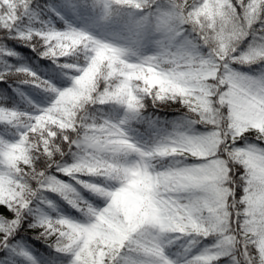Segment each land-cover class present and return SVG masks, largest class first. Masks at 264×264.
I'll return each instance as SVG.
<instances>
[{
	"label": "snow or ice",
	"instance_id": "1",
	"mask_svg": "<svg viewBox=\"0 0 264 264\" xmlns=\"http://www.w3.org/2000/svg\"><path fill=\"white\" fill-rule=\"evenodd\" d=\"M63 7L65 15L91 13L112 38L75 26L59 11L62 29L51 20L24 26L36 11L33 0H0V33L63 61L58 67L70 80L58 87L28 67L0 71V81L16 76L52 97L32 113L0 106V124L16 129L14 140L0 136V250L12 243L33 200L51 192L85 219L41 215L28 228L34 239L69 254L70 264H175L164 243L172 234L191 237L189 243L216 240L184 264H217L225 256L231 264H264V147L247 144L254 137L264 145V0H65ZM250 35L254 40L239 52ZM234 64H260L261 71L250 75ZM148 101L179 103L190 124L209 131L197 134L182 121L161 129L145 115ZM104 105L123 115H89ZM134 121L157 129L154 143L130 136ZM62 145L73 153L71 163L62 162ZM165 159L172 166L157 167Z\"/></svg>",
	"mask_w": 264,
	"mask_h": 264
},
{
	"label": "trees",
	"instance_id": "2",
	"mask_svg": "<svg viewBox=\"0 0 264 264\" xmlns=\"http://www.w3.org/2000/svg\"><path fill=\"white\" fill-rule=\"evenodd\" d=\"M51 2L61 5L65 4V0H33V8L36 9V11L33 12V15L43 17L41 11H43V9ZM37 5H39L38 9ZM75 18L77 20L84 21L95 20V18L89 12H82L79 17L75 16ZM73 24L77 26L76 22H74ZM22 25L32 26L33 28H35L38 26V23L31 20L29 17L22 22ZM256 27H259V25H256ZM107 29L113 31L112 29ZM11 35L14 37L15 33H12ZM253 40L254 36L250 35L244 41H242L239 46L240 52L245 51L250 46ZM7 51H11L13 55H5V52ZM62 62L63 61H60L58 63ZM58 63H53L50 59H45L38 56L36 52H34L31 48L26 47L23 43L18 42L17 39H10L9 35L0 33V71L12 70L16 67L22 66L28 67L30 70L35 71L39 76H41L42 79L50 80L58 87H67L70 84V80H68L67 76L65 75L66 70H61V68L58 67ZM252 67L257 68L258 71H261L260 64H253ZM17 80L18 77L13 76L7 81H0V106L15 108L17 110H21L23 108V104L18 100L15 94V90L19 85ZM37 89L44 100L49 104L52 97L48 93L44 92L43 89ZM147 103L148 106L145 115L152 116L154 119H158L161 125L170 130L173 122L182 121L186 128H189L196 133H207L209 131V128L205 127L203 124H190V118L184 116L186 110L179 103L162 105L160 107L152 106L150 101H148ZM97 107H100L102 109V112L97 113L96 107H93L89 109V115L107 114L110 118H120L123 115V109L116 106L104 105ZM132 124L141 125L142 130L145 131L148 136L151 137L152 135H154L151 132V127H149L147 123L143 121H134L132 122ZM156 137H153V139L155 140ZM10 138H13L12 140L16 139L15 133ZM238 144L241 147L246 146V143L243 139L238 141ZM247 144H257L261 147H264V145H261L259 141L255 140L254 137H250L247 141ZM62 148L66 152V155L64 156L62 162L71 163L73 160V153L71 151H68L67 147L64 145H62ZM37 164L42 167L46 166L42 159L37 160ZM47 171L49 175L56 176L58 179L76 186L77 189L81 191V194L84 196V198L88 199L94 206H104V201L102 198L94 196L93 194L80 189V186L76 185L75 181L70 177L57 172L55 168H49ZM239 174L240 173L237 172V175ZM82 179H87L91 180L92 182L98 183L105 182L103 178L97 177H82ZM41 200H44L45 203H47V201H51L52 204L61 206L65 212H72L70 208L71 206L68 205L67 202L64 201L58 194L44 192L39 199L33 200L31 210L25 213L27 219L23 221L21 228L17 229V233L15 237L12 238V243L10 244V246L6 249L0 250L1 261L9 264H70L71 256L69 254L57 252L53 247L46 244L42 239H34L33 234L35 230L28 228V225L30 223L36 221L33 213L39 206H42L44 204L41 203ZM84 219L85 218L83 217V215H80V218L78 220ZM24 229H27V231H23ZM177 236H179V238H177ZM191 239V237H184L180 236L179 234L169 235L164 238L165 250H169L172 246H174L173 244L176 240L184 241V248L196 245L197 247H202V250L216 243L214 237H209L206 240L197 238L195 243H189ZM17 244H25L26 248L23 253L27 252L28 256H25L22 252H19ZM38 252H40V254L44 256L43 260H39L38 256L35 255V253ZM196 254H198V252L196 251V249H194L188 257L190 258L192 255ZM29 256L31 257V259H29ZM45 260L47 261L46 263H44ZM224 262H228V264H231V261L227 256L222 257V260L218 261L217 264H224ZM179 264L184 263L181 262Z\"/></svg>",
	"mask_w": 264,
	"mask_h": 264
},
{
	"label": "rangeland",
	"instance_id": "3",
	"mask_svg": "<svg viewBox=\"0 0 264 264\" xmlns=\"http://www.w3.org/2000/svg\"><path fill=\"white\" fill-rule=\"evenodd\" d=\"M59 11L61 15L64 16V19H69V22L77 23L78 27H87L89 30L94 32L98 36H107L108 38H112L110 33L112 31L108 30L107 28H104L100 26L95 20L92 21H84V20H77L74 15L71 13H68L65 15L66 9L63 7V5L51 2L49 3L41 13L43 14V17L37 16V15H31L30 19L33 20L34 22L38 23V26L35 28H38L41 26L42 22H48L51 20L53 24L57 28L62 29L64 27V19H61L59 16L56 15V12ZM32 27V26H28ZM240 52V49H239ZM242 66V67H240ZM232 67L240 72L247 73L250 75H256L259 74L260 71H258L257 68L252 67V65H238L234 64ZM17 86L15 90V94L18 98V100L23 104L24 108H22L20 111H25L32 113L34 111L35 106L39 105L40 107H45L48 105V103L44 100V98L41 96L39 93L38 89L35 88L31 84H20ZM34 106V107H33ZM118 119V118H117ZM161 129H166L170 131V129L166 128L165 126L160 124ZM130 136H132L135 140L139 141L140 143L143 144H151L148 143L151 141L150 137L147 136L145 132L141 129L140 126L136 127L135 125H131L130 128L128 129ZM151 132L154 134L152 136H155L157 134V129L151 128ZM16 133V129L12 128L11 126H7L5 124H0V136H2L5 139L12 140L13 138H10L13 136V134ZM197 134H205V133H197ZM133 157L129 156L128 159L131 160ZM172 161L170 159H165L161 161L157 167H169L172 166ZM185 163H192V160L189 159L188 161H185ZM72 212H65L64 209L61 206H57L52 204V206H49L48 203H44L42 206H39L34 214V217L38 219L41 215H51L55 217L58 213L65 216L73 217L75 219H79L81 213L77 212L76 209L70 207ZM51 212H56V213H51ZM19 248V252H24L25 251V244H17ZM185 246L184 241H178L176 240L174 243L175 248H170L169 250H165L166 254L170 259L175 261V264H179L180 261L184 262L188 259V255L192 253L194 249L199 253L202 251V247H197L196 245H192L190 247L183 248ZM183 248V249H182ZM31 251V250H30ZM35 255L38 256L39 260H43L44 256L40 254V252L35 253ZM178 257V259H177ZM47 261L45 260L44 263ZM0 264H9L5 263L0 260Z\"/></svg>",
	"mask_w": 264,
	"mask_h": 264
}]
</instances>
